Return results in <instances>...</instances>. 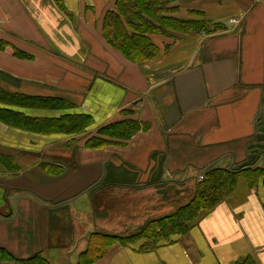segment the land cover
Listing matches in <instances>:
<instances>
[{
	"label": "crops",
	"instance_id": "crops-1",
	"mask_svg": "<svg viewBox=\"0 0 264 264\" xmlns=\"http://www.w3.org/2000/svg\"><path fill=\"white\" fill-rule=\"evenodd\" d=\"M115 2L0 0V87L64 98L93 117L74 136L0 122V153L18 166L0 164V249L14 258L0 264L38 252L50 264H77L94 233H141L94 264H264V154L185 233L145 228L187 204L209 168L246 160L264 114V0L169 4V15L205 27L152 35L160 52L141 64L102 37ZM122 119L145 128L121 145L86 146L100 126ZM254 168L263 171L254 176Z\"/></svg>",
	"mask_w": 264,
	"mask_h": 264
},
{
	"label": "trees",
	"instance_id": "trees-1",
	"mask_svg": "<svg viewBox=\"0 0 264 264\" xmlns=\"http://www.w3.org/2000/svg\"><path fill=\"white\" fill-rule=\"evenodd\" d=\"M176 1L116 0L114 8L108 10L103 17L101 29L103 39L131 62L141 64L155 58L160 49L152 41V35L169 37V33L174 30L188 32L205 27L203 21L179 19L169 15L176 9L169 4ZM26 109H48L59 111V114L39 117L26 114L24 112ZM74 109V103L64 98L31 96L8 92L0 87V122L12 128L67 136L84 133L92 125L93 117L89 113L75 112ZM144 128V124L140 125L137 120L132 119L110 122L100 126L95 135L86 141V146L100 148L109 144L121 145ZM0 164L9 171L18 169L15 159L8 154L0 153ZM243 168L241 166L229 171L218 167L209 168L204 173L203 180L196 185L194 195L187 204L169 216L151 221L145 228L155 227L154 231L158 229V232L166 234L185 233L200 211L212 208L229 195L235 187L237 175L244 171ZM60 170L58 166H54L50 173L57 174ZM251 170L254 176L263 171L259 168ZM140 235L141 233L121 237L94 233L90 236L89 247L79 255L77 264H94L105 255L108 246L133 242ZM0 259L11 261L14 258L0 249ZM16 263L50 264L41 252L17 260Z\"/></svg>",
	"mask_w": 264,
	"mask_h": 264
},
{
	"label": "water",
	"instance_id": "water-1",
	"mask_svg": "<svg viewBox=\"0 0 264 264\" xmlns=\"http://www.w3.org/2000/svg\"><path fill=\"white\" fill-rule=\"evenodd\" d=\"M247 151L248 154L246 160L240 164L235 165L234 168L251 164L255 158L264 154V114L261 115L257 120V132L254 136L253 141L249 146H247Z\"/></svg>",
	"mask_w": 264,
	"mask_h": 264
},
{
	"label": "rangeland",
	"instance_id": "rangeland-1",
	"mask_svg": "<svg viewBox=\"0 0 264 264\" xmlns=\"http://www.w3.org/2000/svg\"><path fill=\"white\" fill-rule=\"evenodd\" d=\"M37 111V110H36ZM250 145V143L247 145V146H249ZM162 151L163 152H166V149L165 148H163L162 149ZM53 229H55V225H54V222H53V220L50 222V230H52L53 231ZM62 230H64V229H62ZM66 234V233H65ZM66 238H68V234H66V236H65V239Z\"/></svg>",
	"mask_w": 264,
	"mask_h": 264
}]
</instances>
